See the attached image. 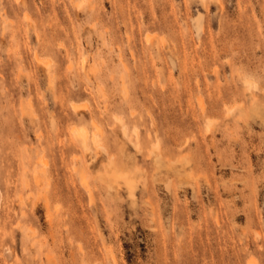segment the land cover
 <instances>
[{
    "label": "rangeland",
    "instance_id": "obj_1",
    "mask_svg": "<svg viewBox=\"0 0 264 264\" xmlns=\"http://www.w3.org/2000/svg\"><path fill=\"white\" fill-rule=\"evenodd\" d=\"M0 188V264H264V0H0Z\"/></svg>",
    "mask_w": 264,
    "mask_h": 264
},
{
    "label": "bare ground",
    "instance_id": "obj_2",
    "mask_svg": "<svg viewBox=\"0 0 264 264\" xmlns=\"http://www.w3.org/2000/svg\"><path fill=\"white\" fill-rule=\"evenodd\" d=\"M80 106H81V105H80ZM77 107H79V106H77ZM82 133H83V140H82V141H84V144H86L88 138H87V140H86L85 137H87V136L84 137V132H82ZM82 133H81V134H82ZM81 134H80V135H81ZM85 135H87V134H85ZM85 147H86V146H85ZM3 201H4V193H3L2 189L0 188V210H1V208H2ZM6 252H8V251H6Z\"/></svg>",
    "mask_w": 264,
    "mask_h": 264
}]
</instances>
